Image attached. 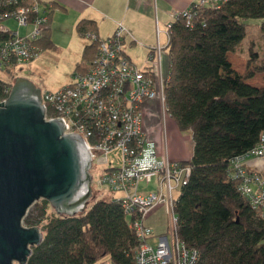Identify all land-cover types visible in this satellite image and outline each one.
I'll return each instance as SVG.
<instances>
[{"label":"trees","instance_id":"16d2710c","mask_svg":"<svg viewBox=\"0 0 264 264\" xmlns=\"http://www.w3.org/2000/svg\"><path fill=\"white\" fill-rule=\"evenodd\" d=\"M212 3L198 8L191 19L176 18L166 45L167 110L181 129L191 130L194 140L192 157L180 160L191 166V173L175 197L177 233L197 249L195 264H264L263 211L243 193L234 162L238 156H250L247 152L264 132V83L251 81L255 73L264 72V53L261 63L246 72L230 58L246 37L248 18L264 19V0ZM52 12L53 8L49 20ZM77 28L94 31L97 24L84 18ZM260 28L264 35V20ZM40 43L44 48L56 46L49 27ZM94 52L93 45H85L83 53H90L87 61ZM258 57L251 46L248 65ZM244 158L241 167L249 174L257 172L263 181L253 184L254 189L264 188L261 173L246 168ZM52 208L48 212L42 206L33 220L25 217L43 231L26 264H94L104 257L114 264H135L139 239L132 222L137 214L107 198L89 199L73 214Z\"/></svg>","mask_w":264,"mask_h":264},{"label":"built area","instance_id":"2783aa9c","mask_svg":"<svg viewBox=\"0 0 264 264\" xmlns=\"http://www.w3.org/2000/svg\"><path fill=\"white\" fill-rule=\"evenodd\" d=\"M212 0H195L188 9L175 11L166 31L179 16L191 19L198 8ZM221 0H213L217 3ZM42 0H0V73H14L20 64L41 56L40 40L49 27L47 8ZM212 3V4H213ZM14 18L20 25L31 26L25 33L1 21ZM127 28L119 22L107 37L95 31H85L88 45L95 52L88 63L74 73V80L56 91L41 89L47 120L60 117L64 131L80 138L91 178V187L107 188L119 197L113 198L128 213L137 214L132 222L139 239L135 264H195L197 249L190 247L177 233L175 190L187 183L191 166L167 156L158 157L143 130V103L146 98L160 95L163 113L167 110L164 86L167 76L162 72V53L166 45L158 39L149 57L156 58L159 70L139 67L125 50ZM168 42V41H167ZM12 78L0 76V102L7 100ZM1 106V105H0ZM118 152L119 162L111 163L110 154ZM247 155H264V132L257 146ZM244 156L234 159L238 175L243 179L241 189L249 195L255 207L264 215V188L255 190L253 184H263L257 172L249 174L241 167ZM95 170L102 172L94 176ZM155 179L157 188L143 192L141 183ZM165 203L168 211L167 229L155 233L146 222V215L155 206Z\"/></svg>","mask_w":264,"mask_h":264},{"label":"water","instance_id":"95a60500","mask_svg":"<svg viewBox=\"0 0 264 264\" xmlns=\"http://www.w3.org/2000/svg\"><path fill=\"white\" fill-rule=\"evenodd\" d=\"M0 105V264H26L43 239L39 225H23L28 208L47 199L58 212H79L91 178L80 138L60 117L45 118L32 80L17 76Z\"/></svg>","mask_w":264,"mask_h":264},{"label":"rangeland","instance_id":"374dc122","mask_svg":"<svg viewBox=\"0 0 264 264\" xmlns=\"http://www.w3.org/2000/svg\"><path fill=\"white\" fill-rule=\"evenodd\" d=\"M42 8H47L48 12L52 10V5L48 2L42 3ZM54 12V10H53ZM52 12V14H54ZM54 18V16H53ZM71 20V21H70ZM70 20H65L61 17H58V13L55 16L53 25V37L55 40V47H43V51L41 56L33 61L20 64L16 67L14 73H12V77L10 74L0 73V76L4 78H13L17 76H25L32 80L36 86L40 87L44 90H52L56 91L61 87L68 85L74 80V73L77 70L78 65L87 64V58L90 56V53L85 55L84 47L87 43L90 42V39L84 35H81L75 29V23L70 18ZM264 19L262 18H248L247 22V34L246 37L237 45L234 51L230 52V58L232 59L233 65L240 71L246 72L249 68H253L256 65L261 63V58L264 53V35L261 31L260 25ZM5 24L11 25L14 28H18L21 33H25L31 26L26 27L24 25H20L14 18H7L1 21ZM168 30L167 22L161 23L160 27L157 31H155L154 36V45L157 44L158 39L162 45H165L168 41V36L166 31ZM136 42L131 43V37L128 36L125 42V50L130 55L131 59L138 64L139 67H149L152 66L157 71L159 70L158 61L156 58L151 59L149 57V53L151 50V45H149L145 39L140 36L136 37ZM253 46V49L258 52V59L254 62H251L248 65L249 51L250 47ZM169 65V54L168 49L165 48L162 53V68L164 75H167ZM14 78V80H15ZM252 81L256 84L264 83V72H257L251 77ZM143 122L146 124L147 118L156 119L158 118V125L156 129H158L159 139L161 137V141L164 140L165 137V146L166 148H176L178 145H189L193 147V136L191 130H183L181 129L176 120L169 114L168 110H165V116L163 117V109L160 95L157 94L152 98H146L143 107ZM143 124V123H142ZM144 132L145 127L142 125ZM147 132V131H146ZM145 132V133H146ZM147 138L152 145V148L155 149L156 153H159V149L155 142L153 141L147 132ZM157 134V133H156ZM163 138V139H162ZM161 150L164 149V141L163 144L160 143ZM111 163L113 161L119 162L118 152H113L110 154ZM262 160H264V155L260 156ZM102 171L95 170L94 176L98 177ZM157 188L155 183V179H153L150 183L142 182L141 190L143 192L154 190ZM178 190L174 191L175 196L178 194ZM122 192L113 193L109 191L107 188H98L95 185H92V193L90 196V201H94L100 198L113 199L115 197L121 196ZM159 205H164L165 213L161 215V218H164L166 221L165 230L167 229V218L168 211L165 203H161ZM42 206H44L48 212L53 210L50 202H45L44 199L36 200L29 208L25 215L26 218H31L32 220L36 217L40 211ZM154 208V207H153ZM162 214V213H161ZM25 217L23 219V225L31 226L28 222H26ZM160 232H157V234Z\"/></svg>","mask_w":264,"mask_h":264},{"label":"crops","instance_id":"0c3cea01","mask_svg":"<svg viewBox=\"0 0 264 264\" xmlns=\"http://www.w3.org/2000/svg\"><path fill=\"white\" fill-rule=\"evenodd\" d=\"M43 2H48L56 6L53 8L54 14H51L49 20V30L51 33V39L55 43L53 37V22L56 14L58 17L63 19L72 20L75 23V29L81 35L83 32H80L77 28V25L80 20L87 18L93 19L96 21L97 28L94 30L99 36L107 37L111 35L117 28L119 22H122L126 28V38L131 37V43L136 42V37L140 36L145 41L152 46H154V36L155 31L158 30L161 23L169 22L173 19L172 14L175 11H182L188 9L195 0H42ZM47 14L49 12L47 10ZM54 16V18H53ZM71 21V20H70ZM88 44V43H87ZM86 44V45H87ZM42 45V44H41ZM43 47V45H42ZM232 60V59H231ZM153 68L152 66L145 68ZM162 72L163 68L161 66ZM240 71V69L238 68ZM242 72V71H241ZM252 81V79H251ZM255 83L254 81H252ZM165 114L163 113V117ZM145 127V130L149 133L151 139L155 142L159 153L158 157L167 156L171 160H188L192 157L193 147L189 145H178L176 148H166L165 146V137L161 141L159 139L158 129V118L156 119L147 118L146 124H142ZM145 131V132H146ZM146 132V133H147ZM157 133V134H156ZM148 135V134H146ZM163 139V138H162ZM164 149L161 150L160 143L163 144ZM244 166L249 170H255L261 173L264 179V160L260 156L250 155L244 158ZM162 213V214H161ZM165 208L164 205H157L152 208L146 215V222L151 225L154 229V232L163 233L165 230L166 216L161 218V215H164ZM167 227V226H166ZM94 264H114L108 257L97 261Z\"/></svg>","mask_w":264,"mask_h":264}]
</instances>
